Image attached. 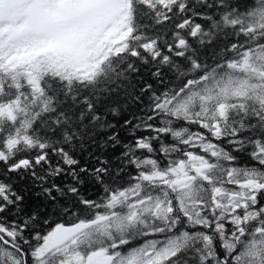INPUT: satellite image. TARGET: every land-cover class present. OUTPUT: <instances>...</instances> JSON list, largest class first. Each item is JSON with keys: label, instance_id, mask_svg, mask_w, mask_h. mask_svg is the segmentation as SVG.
<instances>
[{"label": "snow or ice", "instance_id": "obj_1", "mask_svg": "<svg viewBox=\"0 0 264 264\" xmlns=\"http://www.w3.org/2000/svg\"><path fill=\"white\" fill-rule=\"evenodd\" d=\"M0 264H264V0H0Z\"/></svg>", "mask_w": 264, "mask_h": 264}]
</instances>
